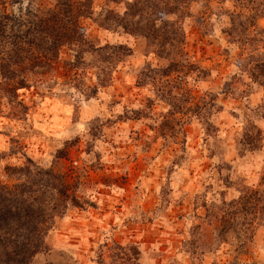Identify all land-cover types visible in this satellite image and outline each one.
Returning a JSON list of instances; mask_svg holds the SVG:
<instances>
[{"label":"rangeland","instance_id":"1","mask_svg":"<svg viewBox=\"0 0 264 264\" xmlns=\"http://www.w3.org/2000/svg\"><path fill=\"white\" fill-rule=\"evenodd\" d=\"M133 1L92 0L76 68L0 93V182L31 159L78 205L31 264H264V0H140L178 7L163 48L99 27Z\"/></svg>","mask_w":264,"mask_h":264},{"label":"trees","instance_id":"2","mask_svg":"<svg viewBox=\"0 0 264 264\" xmlns=\"http://www.w3.org/2000/svg\"><path fill=\"white\" fill-rule=\"evenodd\" d=\"M51 1L52 6L45 7L36 5L34 0H26V4L21 0H0V93L16 98V91L28 86L27 77L49 72L64 47L73 52L70 65L74 68L81 62L84 51L94 49L80 23L91 16L92 0ZM146 2V5L140 0L127 3L121 16L108 12L99 27L109 30V24H113L115 29L132 36L143 35L159 48L171 44L178 32L174 24L165 21V15L174 13L178 7L166 5L161 9L158 3ZM7 6H17V12H7ZM146 8L149 13L144 12ZM127 17L132 19L126 20ZM158 52L164 56L162 50ZM169 70L167 67L157 71L169 75ZM6 170L17 172L25 181L11 187L0 182V264H31L35 257L48 251L45 240L55 217L76 206V199L67 194L62 177L50 169L35 167L31 159H26L23 167ZM51 189L55 190L52 195Z\"/></svg>","mask_w":264,"mask_h":264}]
</instances>
